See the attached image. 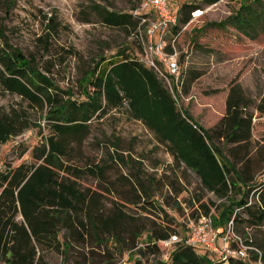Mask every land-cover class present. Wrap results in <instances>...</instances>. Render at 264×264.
Masks as SVG:
<instances>
[{
  "label": "trees",
  "instance_id": "16d2710c",
  "mask_svg": "<svg viewBox=\"0 0 264 264\" xmlns=\"http://www.w3.org/2000/svg\"><path fill=\"white\" fill-rule=\"evenodd\" d=\"M193 1L185 0L178 8L177 22L171 27L169 38L166 36L168 42L179 37L182 27L191 20V13L198 9ZM132 9L131 13H120L97 2L91 5L90 12L99 23L123 30L134 39L136 51L127 52L123 47L110 57L97 60L85 73L76 98L56 86L5 41L0 29L1 90L45 109L50 128V134L33 148L32 163L0 165V264H53L54 256H61L64 264L71 242L83 244L87 238L100 242L102 237L113 246L118 244L119 255L137 250L139 257L132 264H147L142 258L162 252L159 241L185 233L184 223L175 219L162 202L166 187L170 186L175 195L181 193L168 176H149L146 182L139 179V174L121 177L129 190L119 193L118 202L113 201L105 211L100 193L80 182L85 175L104 181L105 169L98 164L72 168L64 162L69 138L87 135L91 121L124 106L128 117L142 123L165 148L174 167L193 172L205 191L226 200L217 206L211 203L216 212L212 216L215 227H223L230 220L236 233L237 226L264 227V181H254L247 155L240 156L241 150L247 152L251 141L252 115L247 112L251 100L239 85L231 87L223 117L212 129L201 128L186 110L178 107L155 73L140 62L141 39H145L147 25L143 20L152 15ZM227 26L250 40L264 37L263 0H245L224 21L211 22L206 27ZM199 31L197 28L194 33ZM185 75L184 69L183 81ZM257 109L264 113V107ZM29 126L25 112L0 109V145ZM215 141L231 146L229 155L234 161L223 155ZM115 157L125 163L119 155ZM234 162H244L242 171ZM252 191L257 195L253 203L248 201ZM181 200L189 202L185 196ZM202 207L204 215H208L210 208ZM173 211H181L178 202ZM242 239L257 248L260 256L251 251L246 260H231L229 264H253L258 258L264 264V245ZM152 264L223 262L203 249L177 244L167 260Z\"/></svg>",
  "mask_w": 264,
  "mask_h": 264
},
{
  "label": "rangeland",
  "instance_id": "374dc122",
  "mask_svg": "<svg viewBox=\"0 0 264 264\" xmlns=\"http://www.w3.org/2000/svg\"><path fill=\"white\" fill-rule=\"evenodd\" d=\"M183 1L170 0L173 12H178ZM244 1L194 0L198 9L191 13V20L182 27L181 34L170 47L186 71L181 90L175 96L178 107L186 110L204 130L212 129L223 117L231 87L239 85L251 100L247 108L252 115L251 141L247 152L241 150L240 156L247 155L245 158L249 160L254 181L262 182L264 113L257 108L264 107V37L250 40L228 26L225 29L206 27L211 22L224 21ZM95 2L120 13H131L135 7L139 13H151L154 18L152 10L140 8L143 0H0V29L5 41L21 51L56 86L76 98L85 73L97 60L110 57L123 47L127 52L136 51V42L125 31L110 29L98 22L90 12ZM197 28L200 31L194 33ZM146 30L147 25L144 33ZM2 45L3 40H0V47ZM0 109L18 114L25 112L30 124L28 129L0 145V165L32 163L33 148L50 134L45 120L46 110L33 107L1 88ZM69 141L64 159L66 165L82 168L85 164H98L105 169L104 181L88 175L80 180L83 187L100 193L105 211L113 201L118 202L119 193L129 190L121 177L131 174H139L143 182L149 176H168L169 181L173 180L181 193L175 195L170 186L166 187L163 190L166 199L162 202L175 219L186 225L205 216L203 205L209 207V214L214 216L216 212L211 203L217 206L226 202L205 191L193 172L182 166L174 167L171 156L156 142L153 134L142 123L128 117L126 106L109 111L101 119H94L87 135L71 137ZM215 144L229 161H234L229 155L230 145L222 141H215ZM115 155L125 163L118 161ZM234 163L240 171L245 166L244 162ZM182 196L192 205L181 200ZM234 196L239 197L238 194ZM256 198L252 191L248 201L253 203ZM175 202L181 209L176 213L173 211ZM237 233L253 243L264 245V227L237 226ZM102 238L100 242L88 238L83 244L71 242L64 264H132L139 257L135 249L119 255L118 244L113 246ZM167 251L162 248L159 256L141 258L147 264L165 261ZM52 262L62 264V257L54 256Z\"/></svg>",
  "mask_w": 264,
  "mask_h": 264
},
{
  "label": "built area",
  "instance_id": "2783aa9c",
  "mask_svg": "<svg viewBox=\"0 0 264 264\" xmlns=\"http://www.w3.org/2000/svg\"><path fill=\"white\" fill-rule=\"evenodd\" d=\"M140 8L150 9L154 14V18L151 16L143 20L147 23V30L144 33L145 39H141L140 62L155 73L164 88L176 100L175 96L183 84L181 73L184 68L170 47L177 40L176 37L166 42V36L177 22V13L171 9L170 0H143ZM184 225V234L175 233L159 241V245L168 250L164 254L165 260L177 244L201 247L223 264H229L231 260H246L251 251L260 256L257 248L246 245L242 237L236 233L232 220L225 226L217 228L213 225L211 214H208L196 221L191 220L189 225L185 223ZM253 264H261L259 258Z\"/></svg>",
  "mask_w": 264,
  "mask_h": 264
}]
</instances>
